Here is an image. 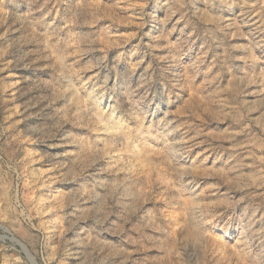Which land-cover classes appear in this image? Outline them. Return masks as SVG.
<instances>
[{
    "label": "rangeland",
    "instance_id": "rangeland-1",
    "mask_svg": "<svg viewBox=\"0 0 264 264\" xmlns=\"http://www.w3.org/2000/svg\"><path fill=\"white\" fill-rule=\"evenodd\" d=\"M0 264H264V0H0Z\"/></svg>",
    "mask_w": 264,
    "mask_h": 264
}]
</instances>
